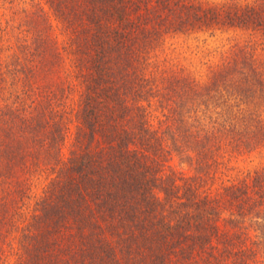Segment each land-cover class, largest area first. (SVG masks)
<instances>
[{
	"label": "trees",
	"instance_id": "trees-1",
	"mask_svg": "<svg viewBox=\"0 0 264 264\" xmlns=\"http://www.w3.org/2000/svg\"><path fill=\"white\" fill-rule=\"evenodd\" d=\"M6 2L0 264H264V164L230 176L264 150V0ZM237 31L204 80L168 53Z\"/></svg>",
	"mask_w": 264,
	"mask_h": 264
},
{
	"label": "rangeland",
	"instance_id": "rangeland-1",
	"mask_svg": "<svg viewBox=\"0 0 264 264\" xmlns=\"http://www.w3.org/2000/svg\"><path fill=\"white\" fill-rule=\"evenodd\" d=\"M19 1V6L30 5V0ZM221 1V0H204ZM6 0H0V9L8 7ZM46 10L50 12L47 6ZM51 16V14H50ZM52 18V17H51ZM248 35L244 32L230 33H198L193 35H178L169 42L168 53L176 64L183 66L192 72L198 79L204 80L209 75L211 67H215L221 62L224 55L229 53L233 46L247 39ZM6 55V54H4ZM5 58V57H4ZM74 125H70V135L64 145L63 151L67 155L72 141ZM264 164V150L255 151L249 155L239 157L230 171V176L235 177L244 175L248 171L254 170ZM46 184L45 176L35 179L32 189L35 193H40ZM12 257L8 256L6 264H12Z\"/></svg>",
	"mask_w": 264,
	"mask_h": 264
}]
</instances>
